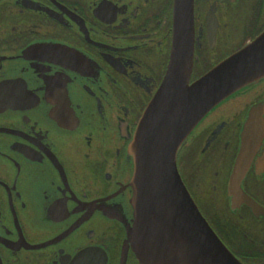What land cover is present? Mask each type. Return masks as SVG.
Returning <instances> with one entry per match:
<instances>
[{
  "label": "flooded vegetation",
  "instance_id": "1",
  "mask_svg": "<svg viewBox=\"0 0 264 264\" xmlns=\"http://www.w3.org/2000/svg\"><path fill=\"white\" fill-rule=\"evenodd\" d=\"M175 2L0 0V264H158L128 240L130 148L170 66ZM193 11L190 83L264 32V0ZM177 167L236 258L264 264V75L200 121Z\"/></svg>",
  "mask_w": 264,
  "mask_h": 264
},
{
  "label": "water",
  "instance_id": "2",
  "mask_svg": "<svg viewBox=\"0 0 264 264\" xmlns=\"http://www.w3.org/2000/svg\"><path fill=\"white\" fill-rule=\"evenodd\" d=\"M194 0H176L168 72L135 131L134 224L128 240L143 263L242 264L219 238L188 191L178 152L200 121L231 95L264 75V32L190 83ZM238 156L236 175L244 169Z\"/></svg>",
  "mask_w": 264,
  "mask_h": 264
}]
</instances>
